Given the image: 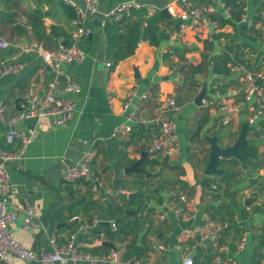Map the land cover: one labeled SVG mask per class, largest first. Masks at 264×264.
<instances>
[{
  "label": "crops",
  "instance_id": "crops-1",
  "mask_svg": "<svg viewBox=\"0 0 264 264\" xmlns=\"http://www.w3.org/2000/svg\"><path fill=\"white\" fill-rule=\"evenodd\" d=\"M15 1L18 3L17 23L0 26V40L10 43L8 49H0V62H21L32 73L27 82L16 84L5 92L2 89L16 77L0 78V105L6 99L5 106L8 107L5 121L0 122V148L5 147L7 150L18 147V142L13 145L6 142V136L11 130L7 121L19 112L16 100H23L19 103V107L23 109L26 97L30 93H42L52 77V71L40 55L41 49L54 50L61 45H68L74 30V11L62 0H0V9L5 7L6 10L15 11ZM97 1V19L101 26L99 29L95 28L93 36L80 42L87 54L85 61L67 68L82 87L72 119L60 127L46 117L17 126L19 132L31 134L33 142L24 158L16 165H10V203L15 208H21L25 200L33 203L39 225L33 232L22 231L20 225L23 215H20V220L9 227L10 232L28 249L50 251L52 238L63 243L70 232L95 217H99L103 222L101 225L106 224L109 226L108 231H111L110 224L116 222L118 226L116 216L121 213L117 204L120 206L125 202L123 199H134L151 188V195L147 199L138 197L135 200L139 202L134 205L136 210H124L125 215L133 217L139 208H143L137 216L145 220L143 227L147 241L136 243L137 247H143L144 243L146 249L145 254L139 258H150L157 264H182L175 248L176 237L184 229L201 224L202 216L207 212L216 222L226 223L228 228L221 235L216 248L197 243L193 254L195 264H212L215 256L232 257L238 264H259L264 256V134L261 130L264 117L258 125L250 128L247 123L248 112L242 111L232 118L227 127H223L221 121L225 113L218 108L211 110L197 107L194 104L196 95L191 101H185L175 116L179 149L172 159L150 154L161 128L155 121L153 111L156 100L136 99L135 103H140L143 107L141 122L134 124L129 134L115 137L114 131L118 126L129 123L122 112V105L134 86L142 94L152 90L155 96H172L176 99V88L184 83L181 73L188 65L180 72L171 73V69L176 65L185 66L190 59L195 60L194 64H199L205 55L210 56L209 68L204 74L196 76V82L198 85L207 84L209 99L220 100L227 105L233 104L235 100L232 90L237 85L219 94L213 92L217 88L213 82L215 79L225 83L232 80L237 82L238 78L234 75H215L211 68L212 59L213 56L221 55L228 46L233 47L235 53L236 47H239L241 60L247 54L254 53L257 56L256 65L264 69V34L259 28L264 22V0H237V4H242L247 18L254 20L256 27L253 31H243L241 25L235 22L219 31L205 27L190 29L181 39L177 38L176 25H179V20L176 14L182 0ZM187 1L202 5L208 0ZM218 1L226 3L225 0ZM231 1L233 3L235 0ZM123 2L157 7L161 10L160 13L173 4V13L168 12L170 18L165 17L166 22L160 24L167 32V39L164 37L159 47L143 41L133 56L120 62L112 70L103 35V14ZM141 12H146L147 17H153L148 15L146 9H142L133 11L125 23L137 21ZM37 13L41 14L44 27L34 32L30 22ZM256 14L259 16L255 17ZM168 21L172 24L167 25ZM173 49H179L180 52H174ZM184 52L185 58L181 60L180 55ZM234 55L232 54L233 58ZM205 117L208 119L207 123L200 134L195 136ZM242 137L245 145L257 147L258 158L245 162V158L239 155L238 158L227 160L241 166V179L233 168H226L224 174H235L233 179L223 181L219 176H207L205 171L212 147L216 144L225 149L236 144ZM197 148L204 151L199 154ZM89 153L94 154L91 164L93 176L102 182L104 189L112 192L111 195L103 190L98 194L93 193L91 184L84 181L73 184L63 181V172L82 164ZM143 154H146L142 163L144 173L126 175L125 170L141 160ZM146 160L149 163H145ZM152 162H157V165ZM207 178L209 182L203 186ZM218 180L222 182L219 188ZM226 182L229 186L224 189L223 184ZM174 188L183 189L195 199L198 210L195 220H177L179 202L177 197L168 192ZM121 191L135 196L129 198L121 195ZM150 199L153 200V205L148 209L147 202ZM111 204L114 207L113 213H110L108 207ZM161 208L165 215L162 222L156 215ZM58 211L60 212L57 214ZM79 238L84 243V250L94 255L112 251L109 247L107 251L97 250L105 242L113 243L124 258H129L128 251L134 247L124 246L121 249L102 226L95 229L92 238ZM11 262L26 264L16 257H12Z\"/></svg>",
  "mask_w": 264,
  "mask_h": 264
},
{
  "label": "built area",
  "instance_id": "built-area-1",
  "mask_svg": "<svg viewBox=\"0 0 264 264\" xmlns=\"http://www.w3.org/2000/svg\"><path fill=\"white\" fill-rule=\"evenodd\" d=\"M62 2L74 11L72 19L74 30L70 42L68 45H61L54 50L41 49L40 55L43 62L52 71V77L45 85L42 93H30L25 99V106L22 111L7 121L11 130L6 136V142L10 145L18 142V147L14 150L0 148V264H12V257H16L26 264H157L150 258H124L118 250L100 255L85 251L84 243L79 236L92 238L95 229L103 223L99 217L79 225L68 234L63 243L52 238V250L46 252L24 247L9 230L12 224L20 220V215H23L20 225L22 231L33 232L39 225L36 217V206L33 203L25 200L21 208L12 207L10 203V165H16L21 161L33 142V136L29 133L19 132L17 126L42 117L51 118L55 126L66 125L76 111L77 96L82 92L81 85L73 79L67 68L81 64L86 59V51L80 46V42L93 36L95 32L93 21L99 15L98 1L62 0ZM142 9H146L150 16L161 12L157 7L141 5L136 2H123L104 13L103 22L120 23L128 18L133 11ZM165 9L169 13H173V4L168 5ZM176 16L179 20L177 38L181 39L187 31L195 30L198 27L210 28L215 31L221 30L222 27L218 18L232 20L233 9L228 4L218 0H208L202 5H194L187 0H182ZM258 16L259 14L255 15V17ZM239 24L245 26L248 31L256 27L254 20L248 19L246 14L242 15ZM259 28L264 34V22ZM9 47L8 41L0 40L1 50H6ZM256 58V54L249 53L241 62H234L230 66L231 75L238 78V85L232 90L235 100L233 104L227 105L220 100L213 101L208 96L202 99L201 107L211 110L218 108L225 113V117L221 121L223 127H227L232 118L242 111L248 112L247 123L250 128L258 125L264 117V69L256 65ZM194 63L195 60L190 59L185 67ZM183 67L176 65L171 69V73L180 72ZM25 71L26 67L21 62H0V78L17 77ZM136 99L156 100L153 111L155 121L160 124L161 128L150 154L161 155L167 159L174 158L179 149L175 116L181 107L172 96L158 97L152 90L142 94L138 87L134 86L122 105V112L126 115L129 123L118 126L114 131V136L129 134L133 125L141 122L143 107L140 103H135ZM7 113L8 107L0 105V122L5 121ZM261 130L264 134V126L261 127ZM93 158L94 154L89 153L85 156L82 164L65 170L62 176L63 181L68 184L84 181L91 184L93 193L98 194L103 190L106 194L111 195L112 192L104 189L102 182L93 176L91 169ZM120 194L129 196L123 191ZM171 194L177 197L179 202V208L176 211L177 220L188 222L195 220L198 213L195 199L181 188H174ZM152 205L153 200L150 199L147 202V208L151 209ZM146 214L145 212L144 215ZM156 215L160 222L165 219L163 209ZM227 228L226 223L216 222L209 213L205 212L201 224L181 231L176 237L175 248L182 264H195L193 254L197 249L198 242L216 248L221 235ZM110 229L112 232L118 231L116 222L110 224ZM98 243L101 244V241ZM244 244L245 240L242 242V245ZM212 264H238V262L229 256H215L212 259ZM259 264H264V256Z\"/></svg>",
  "mask_w": 264,
  "mask_h": 264
},
{
  "label": "trees",
  "instance_id": "trees-1",
  "mask_svg": "<svg viewBox=\"0 0 264 264\" xmlns=\"http://www.w3.org/2000/svg\"><path fill=\"white\" fill-rule=\"evenodd\" d=\"M11 1V0H8ZM225 2L232 7L233 9V20H225L223 18L219 19V22L221 24V27H224L226 25H234L235 22H238L241 20L242 15L244 14L242 4H237V0H235L233 3L231 0H225ZM15 11L6 10L5 7L0 9V26L4 24H16L17 23V7L18 3L15 1ZM139 19L135 22H131L129 24H126L125 20H123L120 23H114V22H106L103 26V35L105 38V43L107 47V57L108 61L110 63L111 69L114 70L117 65L126 60L127 58L133 56L139 46V44L143 41L148 42L151 46L159 47L161 42L163 41V38L166 35V30L162 29L160 27V24L166 22L165 16L162 13H159L157 16L153 17H147L146 12H141L138 14ZM172 22L168 21L167 25H171ZM30 25L34 32L38 30V28H43L44 23L42 21V17L40 13H37L33 20L30 22ZM17 26V25H16ZM179 28V25H176V29ZM241 29L243 31H248L245 26L241 25ZM254 30V29H253ZM251 30V31H253ZM52 32H54V29H52ZM174 52H180L179 49H173ZM235 49L233 47L228 46L224 52L221 55L213 56L211 68L215 75L220 77H229L231 75L230 73V66L234 64V62H241V54L239 51V47H236V53L234 52ZM232 54L234 55V58L232 57ZM169 56V55H167ZM166 56V57H167ZM185 58V52L180 55V59L184 60ZM209 59L210 56H203L201 63L199 64H189L186 69H184L181 73L184 83L177 86L176 88V100L178 105L181 107V105L188 100L185 96H183L185 93H190L196 86H198V83L196 82V76L202 75L206 72V70L209 68ZM31 77V74L28 75L25 79H23L18 84L27 82ZM214 86L216 85L217 88L213 89L214 93H225L228 88L238 85L236 81H229L228 83H225L224 81L220 79H215L213 82ZM154 90V88H153ZM208 119L205 117L202 121V123L199 125L198 130L195 132V136H198L201 132V130L204 128L205 124L207 123ZM5 149V147H3ZM7 150V149H5ZM240 156L245 158V162H248L249 160H256L258 158V149L254 145L245 146L243 149L239 151ZM145 163H149L147 160ZM152 164L157 165V162H152ZM235 177V174L230 175H223L221 178L223 181H226L228 179H233ZM142 197V194H140ZM139 196H136V198L131 200H125L128 204H133L135 200H137ZM109 211L110 213H113V205H109ZM143 208H139L135 212V215L127 216L124 212H121L123 214L124 218H118V231L117 232H111L108 231V227L106 224L101 225L103 229L107 230V234L111 237V240L120 238L122 235L126 234V229L129 227V224L126 223V220L134 219L137 215H139V211H141ZM60 211L57 212V214ZM70 216H73V212H70ZM151 214V211H150ZM148 215V217L150 216ZM112 215V214H111ZM54 217V215H53ZM52 217V218H53ZM145 221V220H144ZM124 224V226H122ZM144 224L142 225V227ZM130 246H134L130 251H128V257H131L132 255H137V257H141L145 254L146 249L144 247H137L136 243L133 242ZM102 251L109 250L108 247L100 246L99 249Z\"/></svg>",
  "mask_w": 264,
  "mask_h": 264
},
{
  "label": "water",
  "instance_id": "water-1",
  "mask_svg": "<svg viewBox=\"0 0 264 264\" xmlns=\"http://www.w3.org/2000/svg\"><path fill=\"white\" fill-rule=\"evenodd\" d=\"M162 14L167 17L170 18V15L167 11V9H164L162 11ZM93 25L95 26V28L99 29L101 26V22L96 18L93 21ZM165 39H167V36L165 37ZM211 63V62H210ZM185 68V66L183 67V69ZM182 69V70H183ZM32 73V70H26L25 72H23L22 74H20L19 76H17L10 84H8L5 88L2 89V92H5L7 90H9L10 88L14 87L16 84H18L19 82H21L23 79H25L28 75H30ZM207 96V89L204 88L203 91L201 93H199L197 95V97L195 98L194 104L197 107H201V102L202 99L204 97ZM6 99L3 100L2 105H6ZM23 100L21 98H18L16 100V104L18 105V111H22V108L19 107V103L22 102ZM245 146V141H244V137L240 138L237 143L234 145V147H230V148H219L216 144L212 147V152L210 155V161L209 164L207 165L205 174L207 176H222L224 175L226 172H223L222 170L218 169V166L220 164V159H227V158H238L240 153L239 151L241 149H243ZM145 155L143 154L142 159L137 161L132 167H129L125 170V174L126 175H130V174H142L144 173L143 169H142V163L145 160ZM209 179H205L203 186L208 184ZM135 195L132 194L129 196V198H133ZM60 201V200H59ZM58 201V202H59ZM131 215H133V213H130ZM103 246L109 247L114 251H117L118 249L115 247V245L113 243H109V242H105L103 243Z\"/></svg>",
  "mask_w": 264,
  "mask_h": 264
},
{
  "label": "rangeland",
  "instance_id": "rangeland-1",
  "mask_svg": "<svg viewBox=\"0 0 264 264\" xmlns=\"http://www.w3.org/2000/svg\"><path fill=\"white\" fill-rule=\"evenodd\" d=\"M204 88H206L208 90L207 84L200 83V85L196 86L190 93H185L183 96L188 98V100L190 99L189 101H191L194 98V96H196L199 93H201ZM234 145L235 144H232V146H227L226 148L234 147ZM196 150H197V153H199V154H201L204 151L203 149H199V148H197ZM230 159L231 158H227V159L221 158L220 159V164L218 166V169L222 170L223 172H226V168H233V169L236 170V172L239 173L240 177L239 176H237V177L239 179H241V177H242V175L240 174L241 173V166L235 165L234 163H231L230 161H227V160H230ZM219 177L221 178L222 176H219ZM218 182L219 183L217 184V186L219 188V187H221L220 185H221L222 182H221V180H218ZM240 183H241V181L238 184H240ZM227 185L229 186V184L227 182L223 184L224 189L227 188L226 187ZM171 191L172 190H170V189L168 190L169 193H171ZM140 194H142V197L140 195L139 198L147 199L151 195V188H148L146 193H140ZM216 196H218V194H216ZM138 203L139 202H134L131 205V204H128L127 202L126 203L123 202V203H121L120 206H119V204H117V207L121 209L120 210L121 212H124V210L132 211V210H136V206H134V205H136ZM121 216H123V214L120 213L116 217L119 218ZM126 223L129 224V227H127V229H126V234L122 235L120 238L115 239V241L118 243V245H120L121 249H123L124 246H130L133 242L138 243V242H141V241H143V242L147 241V234L144 235V227H142V225L145 224L143 219H141L138 216H136L134 219H131V220L127 219ZM122 226H124V224Z\"/></svg>",
  "mask_w": 264,
  "mask_h": 264
}]
</instances>
